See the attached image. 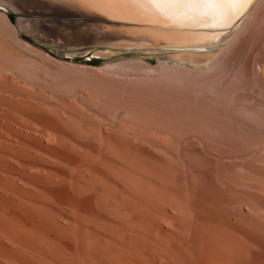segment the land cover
<instances>
[{
  "label": "bare ground",
  "instance_id": "obj_1",
  "mask_svg": "<svg viewBox=\"0 0 264 264\" xmlns=\"http://www.w3.org/2000/svg\"><path fill=\"white\" fill-rule=\"evenodd\" d=\"M7 1L0 0V264H264V119L259 139L232 145L228 134L190 121L186 129L150 127L153 113L142 118L144 110L140 123L116 105L107 122L95 108L59 110L18 86L12 68L25 70L22 56L4 37L44 52L19 37L29 26L65 59L89 51L103 62L150 56L161 70L202 73L264 0L242 18L249 0L165 10L128 0H20L93 16L65 25L53 19L49 33L31 25L50 21L36 14L41 6L18 11ZM202 27L223 30L194 29ZM208 44L205 51L170 48Z\"/></svg>",
  "mask_w": 264,
  "mask_h": 264
},
{
  "label": "rangeland",
  "instance_id": "obj_2",
  "mask_svg": "<svg viewBox=\"0 0 264 264\" xmlns=\"http://www.w3.org/2000/svg\"><path fill=\"white\" fill-rule=\"evenodd\" d=\"M10 1H13V4L15 5L18 3V5L22 7L19 6L20 8L19 10L17 9L18 11L26 9L32 11L35 9L34 7L32 10L30 9L31 6H35L31 1L29 3H27L28 1L26 3L24 2L27 5L23 4L20 0H9V3ZM41 5L36 4L35 7H37L38 11L41 9V12H44L45 9L47 10V8L44 7L48 6V9L53 8L54 11L51 9H49L48 12L45 11V13L36 11V14L40 13L56 16L55 18L50 17V21L47 22V24H45L44 21L33 22L29 20L30 22H33L31 25L36 24L37 27H40L39 29H44L45 32L48 31L49 33L50 31L48 29L50 27L52 28L53 19H55L54 23H61L59 19L63 18V21L61 20L62 25L68 24L66 20L70 21L69 19L71 15L66 13L67 11L63 12L57 7L46 4H43V6ZM26 6L29 8H26ZM39 6L43 9L41 7L39 9ZM50 10L52 11V15L49 14L51 12ZM34 11L32 12L34 13ZM9 20L16 25V19L14 17L12 18L10 16ZM28 24L29 23H27V25ZM36 25H34V27ZM244 25L245 27H242L234 38V42L232 40V42L229 43L231 45L228 44L226 46L227 49L225 48L226 50L224 49L222 51L223 53L221 52L215 59L214 62L216 63L211 65L212 68L209 67L210 71L208 69L207 72L204 71L202 73L180 72L169 68L161 70L162 68H155V66L158 65L156 61L144 62L143 60H140V62L139 60H132L129 56H123L118 59H109L105 62H100L98 59H95L97 61H91L93 59L87 61L65 59L62 56L63 54L49 52L31 40V34H34L35 32L33 31V28L30 29L29 26H26L29 28V32L25 27V32L22 30L19 37L44 52L49 53V55L42 51L39 52V50L37 51L35 48L32 49V47L29 46L26 48L25 45L24 47H21L22 44H19V46L17 42L12 43L14 42L12 39L8 38L9 40H7V36L4 37L6 40L5 45L8 44L7 47L14 45L11 46L14 50L12 51L10 48V52L12 51L18 57L22 56V58H19L23 61L21 66L25 70H22L19 66V68H16L17 65L13 64V62L11 63L13 64L11 66L10 61L8 65L10 64V67L16 65L12 70L15 71L14 73L16 74L18 72V76L14 74L18 78L15 76L14 79L16 81L18 80V86L22 87L23 92L26 91L27 88L28 91L26 92H29L28 96L30 97L37 95L36 97L39 96L41 97L40 99H43L42 102L48 100V102H50L49 104H55L54 106H56L57 109H62L61 106L66 105V107L68 106L79 111L84 110L83 112H90V114H92L91 111H94L95 108V110L97 109V111H101V122H105L107 117L110 116V113L114 112L117 107H121L122 109L127 108L131 113V117L134 112V114H137L136 116H133L135 118H137L140 112L139 110H144L141 112V114L143 113L142 118L146 116L147 119V117L151 116L153 113L151 120L147 119V122L151 121L152 125L150 127H155L156 125L164 126V124H166L165 126L173 128L174 124L176 127L183 126L181 128L186 129L193 124L192 127H197L193 129H198L201 125V130L226 133V135L228 134L229 136L227 142L232 145H241L239 142H245L248 140L253 142L252 139H259L258 135H260V130L258 127L261 128L260 125H262L264 119V109H262L264 108V1L260 4L257 10H255L252 18L250 20L248 19ZM47 27L49 28L46 29ZM41 33H43V31ZM89 44L90 43L88 42L84 45L88 46ZM121 54L123 53H120V55ZM23 59H25V61ZM101 63L113 64L108 66V68L107 66L106 68H99L103 65ZM117 64L120 65L118 66ZM30 71L32 74H30ZM35 99L39 100L37 98ZM254 100L255 103H253ZM108 101H110V105ZM112 101L114 103H112ZM249 102L252 104H245H248ZM253 104H255V106ZM134 107L135 109L133 110ZM246 108L249 109V111ZM108 110H110V112ZM253 113H255V117L252 119L253 121L256 120V117L261 116L259 117V120L257 119L255 121L256 123L250 120ZM141 114H139V119L141 118ZM211 117L214 120L217 117L219 121L216 118L214 122V120L210 119ZM143 121L144 119H142V122ZM178 121H180V123L182 122V124L177 123V125L176 122ZM187 121H190L191 124ZM259 121H261V123ZM138 122L140 123L141 119ZM232 122H234L235 125ZM198 124L200 125L198 126ZM128 125L133 126L130 122H128ZM136 125L138 126V124ZM146 125L149 126V124ZM250 125L253 128H251ZM234 128H236V130H233ZM246 128H248V130ZM232 132H235L233 135L237 134L238 136L235 135L236 137H234ZM153 135L156 136L155 134ZM241 136H243L242 140ZM152 152L157 153L156 150Z\"/></svg>",
  "mask_w": 264,
  "mask_h": 264
},
{
  "label": "water",
  "instance_id": "obj_3",
  "mask_svg": "<svg viewBox=\"0 0 264 264\" xmlns=\"http://www.w3.org/2000/svg\"><path fill=\"white\" fill-rule=\"evenodd\" d=\"M256 0H249L248 2V5L246 6V8L244 9V11L241 13L240 15V18H242L244 15H246L249 10L251 9V7L253 6L254 2ZM4 7L6 10H8V8L6 6H2ZM59 9H61V11H67L66 13H69L71 15L70 17V20L72 19H77L78 17H85V18H89V17H93L92 15H89L87 13H78L79 10L73 8H65L63 10V8H60L58 7ZM10 13V11H8ZM10 16L13 18L14 15H11ZM42 17H47V18H50V17H53L55 18V16H50V15H44L42 14L41 15ZM195 30H203V31H218V30H223L222 28H219V27H202V28H194ZM35 34V33H34ZM34 34H31V37L30 39L33 40L38 46L40 47H43L45 48L46 50H52V49H58L59 46L57 44H54L52 42H43V41H36L35 38H34ZM33 36V37H32ZM212 47V45H185V46H172L170 48H175V49H179V50H183V51H193V50H196V51H205V50H209L210 48ZM125 49V52L128 51L129 49L131 48H123ZM91 51L87 52V54H89ZM86 55H75L73 56L74 59L76 60H81V61H87V60H91V59H98L100 62H103L105 57H101V56H97V55H92V53L89 55V56H86ZM148 61H151L153 62L155 59L153 57H150V56H147L146 58Z\"/></svg>",
  "mask_w": 264,
  "mask_h": 264
},
{
  "label": "snow or ice",
  "instance_id": "obj_4",
  "mask_svg": "<svg viewBox=\"0 0 264 264\" xmlns=\"http://www.w3.org/2000/svg\"><path fill=\"white\" fill-rule=\"evenodd\" d=\"M128 2L138 3L145 7L158 10L183 8L190 5L218 6L224 3H236L239 0H128Z\"/></svg>",
  "mask_w": 264,
  "mask_h": 264
},
{
  "label": "trees",
  "instance_id": "obj_5",
  "mask_svg": "<svg viewBox=\"0 0 264 264\" xmlns=\"http://www.w3.org/2000/svg\"><path fill=\"white\" fill-rule=\"evenodd\" d=\"M91 61H97V60L93 59V60H91Z\"/></svg>",
  "mask_w": 264,
  "mask_h": 264
}]
</instances>
